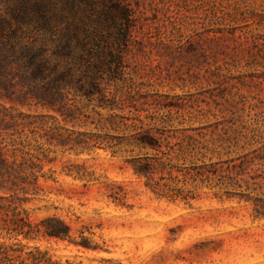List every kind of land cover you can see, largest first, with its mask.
Segmentation results:
<instances>
[{
    "label": "rangeland",
    "instance_id": "1",
    "mask_svg": "<svg viewBox=\"0 0 264 264\" xmlns=\"http://www.w3.org/2000/svg\"><path fill=\"white\" fill-rule=\"evenodd\" d=\"M128 2L135 27L125 75L110 87L126 109L114 113L169 131V141L177 145L163 161L175 167L160 183L192 199L159 198L145 178L134 174L129 159L137 153L114 155L103 149L105 141L100 148L70 150V145L31 139L25 150L48 158L43 173H53L55 181L40 178L37 195H28L20 207L36 224L62 218L76 240L82 230L97 249L48 238L28 242L20 237L19 242L25 252L40 247L59 264H264V0ZM97 111L101 116L82 108L89 121L108 124L109 112ZM20 113L30 118L21 120ZM10 115L18 124L36 122L25 134H44L35 127L41 123L64 126L53 112L15 105L0 93L4 151L13 150L11 140L24 138L5 129ZM85 120L81 115L75 127L65 128L77 134H124L84 126ZM69 172H86L99 181L77 180ZM107 184L123 187L125 206L114 203ZM10 195L0 192V198L16 204L25 198ZM8 204L0 199V207ZM0 244L19 243L0 232Z\"/></svg>",
    "mask_w": 264,
    "mask_h": 264
},
{
    "label": "trees",
    "instance_id": "2",
    "mask_svg": "<svg viewBox=\"0 0 264 264\" xmlns=\"http://www.w3.org/2000/svg\"><path fill=\"white\" fill-rule=\"evenodd\" d=\"M134 15L128 0H0V88L5 91V94L0 92L1 97L22 107L32 104L42 107L64 123L63 127H49L48 123L35 126L44 131L42 135L38 130L25 134L36 122L18 124L10 115L9 121L4 123L5 129L24 135V138L19 137V142L11 140V152L0 147V192H7L10 197L21 193L25 198H17L19 205L14 199L0 198L9 202L0 207V232L19 243L11 247L0 244V264H59L40 247L25 252L20 237L28 242L48 238L84 249H97L82 230L78 231L81 239L76 240L72 227L62 218L51 216L36 224L20 207L21 203L29 201L28 195H37L40 178L55 181L53 173L50 176L43 173L44 160L48 158L25 150L32 146L31 139L36 144L39 139H45L49 145H70V150L100 148L99 142L105 141L107 146L103 149L112 150L114 155L137 153L129 163L134 174L145 178L146 186L156 196L171 201L192 199L182 196L176 187L160 183L165 179V173L172 175L175 167H169L170 164L163 161L177 145L169 141L171 136L166 135L169 131L145 128L139 117L114 113L126 109L116 90L112 92L110 87L124 79V57L135 27ZM30 34L37 37L30 40ZM82 108L91 109L98 116L101 114L97 109L108 111V124L101 120L89 121L90 117L83 114ZM81 115L86 119L84 126L124 134H77L65 128L68 124L75 127ZM18 117L21 120L30 118L23 113ZM59 118L50 116L55 123ZM129 121L132 123L128 124ZM20 126L21 131H18ZM85 173L69 172V175L81 181H99ZM157 175L159 179L155 180ZM106 187L114 203L125 206L127 193L123 187L116 184Z\"/></svg>",
    "mask_w": 264,
    "mask_h": 264
}]
</instances>
